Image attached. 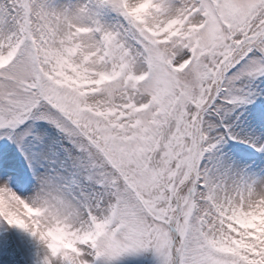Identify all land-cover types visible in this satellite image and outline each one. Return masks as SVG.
Wrapping results in <instances>:
<instances>
[{
	"label": "snow or ice",
	"instance_id": "snow-or-ice-1",
	"mask_svg": "<svg viewBox=\"0 0 264 264\" xmlns=\"http://www.w3.org/2000/svg\"><path fill=\"white\" fill-rule=\"evenodd\" d=\"M264 264V0H0V264Z\"/></svg>",
	"mask_w": 264,
	"mask_h": 264
},
{
	"label": "rangeland",
	"instance_id": "rangeland-1",
	"mask_svg": "<svg viewBox=\"0 0 264 264\" xmlns=\"http://www.w3.org/2000/svg\"><path fill=\"white\" fill-rule=\"evenodd\" d=\"M144 264H147V262H144Z\"/></svg>",
	"mask_w": 264,
	"mask_h": 264
}]
</instances>
